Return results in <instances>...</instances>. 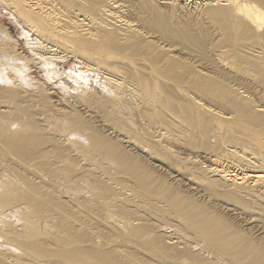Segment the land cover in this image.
Returning a JSON list of instances; mask_svg holds the SVG:
<instances>
[{"label": "bare ground", "instance_id": "bare-ground-1", "mask_svg": "<svg viewBox=\"0 0 264 264\" xmlns=\"http://www.w3.org/2000/svg\"><path fill=\"white\" fill-rule=\"evenodd\" d=\"M0 6L44 65L49 50L101 72L108 105L102 133L77 102L55 114L65 136L20 73L0 90V214L21 222L0 215V264H264V0Z\"/></svg>", "mask_w": 264, "mask_h": 264}, {"label": "rangeland", "instance_id": "rangeland-1", "mask_svg": "<svg viewBox=\"0 0 264 264\" xmlns=\"http://www.w3.org/2000/svg\"><path fill=\"white\" fill-rule=\"evenodd\" d=\"M19 25L20 24L17 23L16 21H14V19L12 17H10V15L7 14V12H5L4 9L0 6V59L2 61V62L0 61L1 62L0 63V90L12 88V87H10V86H12V84H11L12 80H10V78L11 79L14 78V80H17V78L19 76L20 80L23 78L22 79L23 81L24 80L28 81V82L26 81L27 84L25 81H24L25 84L22 83L23 81H20V83H18L19 82V78H18L17 84H19L21 86L24 84L22 87L19 86L22 89V91H24L25 93H29V95L30 94L35 95L37 93L35 95V97H33V96L30 97V103H29V105H30L29 109L32 113H34L33 115L35 116V119L37 118L38 120L42 119L41 121H43V119H44V121L45 120H48L49 122L51 121L52 124H54V127L56 129H58V130L60 129L59 131L62 133V135L66 136V133L68 132L67 136H68V134H69V136H71V135L73 136V134H74L73 131H66V132L64 131V129L67 130L66 127H64L65 121L63 119H60L59 121H57L56 123L59 122L61 125L60 126V125L55 124V120H56L55 118L57 117L56 115H58V113H60V112L62 114L65 113L66 111H67L66 112L67 114L71 113L70 110L73 109V106H71V105L73 103L77 102V105L74 108L77 110H81V112H85L83 114V116L91 121L92 127H94L97 131L102 133L101 128L99 127L100 123L97 122L96 119L97 120L100 119L102 121V119L100 117H103V116L101 115L100 112L106 110L108 107V105H104L101 103V101L107 96L105 94L107 92V90L105 89V87L103 85V82H104L103 76L104 75H102L101 72H97V71L92 72L91 70L85 71V74L84 73L80 74L78 72V70H80L81 68L78 69L80 66L78 63L74 62L75 60L73 58L62 55V54L53 55V52H51L49 50H47L48 54L47 53L44 54L43 57H45V58L47 57L48 59L50 58L51 60L45 59V60H47V65H44V62H42V60H38L37 59L38 57H36V55L34 54L33 48L35 47V36H34L33 32L30 33V31L24 25H20V26ZM43 48H44L43 52H46L44 44H43ZM12 54L15 57H13ZM52 57L55 60H53ZM8 58L9 59L11 58L10 61L11 62L13 61L12 63H14V64H16L18 62V63H21L23 65L17 64L18 67H16L17 65L10 63ZM52 60L57 62L56 65ZM7 61H9V62H7ZM50 62H52V63L50 64ZM5 64L7 65V67ZM8 65L10 68L8 67ZM19 65L23 66L20 68H22V69L24 68V70H21L19 68ZM49 66H50V68H47ZM11 67H12V70H11ZM13 67L16 68L17 70L18 69L19 70L18 71L16 69L14 70ZM55 67H57V68H55ZM3 68H6V69H3ZM46 68H47V70H46ZM25 69H26V71H25ZM51 69H52V71L50 72ZM13 71H15V72H13ZM29 71H30V75L28 73ZM47 71H49V72H47ZM81 71L84 72L83 70H81ZM17 72L20 73V75L17 76ZM12 73H13V78L11 77ZM14 73L16 74V77L14 76L15 75ZM22 73H25V74H22ZM6 74H8V75H6ZM26 74H27V76L29 75V78L25 77ZM4 77H7V78H4ZM79 77L84 78V80H86V84H85L84 93L82 92L81 93L82 95L81 96L79 95L77 97V93H79V91H78L77 85L75 84L74 81H76L75 79L76 78L78 79ZM8 78H9V80H7ZM4 79H6V81ZM7 81L9 83L10 82L11 83L9 84ZM1 83H3V84L6 83V85L4 84L5 87L3 86V84L1 85ZM24 88H26V89L24 90ZM35 88L36 89L40 88V89H38L36 91ZM102 90H104L105 92ZM35 91H36V93H35ZM42 91H44V92H42ZM76 91H78V92H76ZM38 92L43 93L42 98H40L41 96L40 97L38 96ZM40 93H39V95H40ZM103 94L106 96L104 97ZM44 103L47 104V107H45ZM36 104H37V106H36ZM33 106L36 108H34ZM31 107H32V110L35 109L34 111H36L37 115L35 114L34 111L31 110ZM69 107L72 109H70ZM62 109L65 111H62ZM44 112H47V114ZM52 114H54V115H52ZM41 117H43V118H41ZM44 117H47V119H45ZM56 129H54V131H56ZM43 173L45 174V172H43ZM60 173L63 174L64 172L58 171V172H56L57 175L54 174V176L56 175L58 177V179L62 180V178L65 176L61 175ZM44 174L40 175L41 179H42V177H44V179L46 178L47 181L52 180L51 178L53 175H51V177H50V175H48L49 177H46L47 175L45 176ZM64 174H66V173H64ZM3 177H5V176H3ZM57 177H55L53 179L56 180ZM44 179H42L41 181H43ZM46 180H45V182H47ZM39 181H40V179H39ZM71 183H73V184H71ZM67 184H68V186L65 185V187H63V186L61 187L62 188L61 191L64 192L65 191L64 188L68 189L71 187V191L69 189L66 190V192H68L67 193L68 195H65V196H68V198H70V196L73 195V194H71L73 192L72 190L75 191L73 193H76L75 195H73V198H74V196H77V198H78L79 195H81L83 197V195L86 194L85 193L86 192L85 187L83 185H80V184H82L81 182H78V181L73 182V180H70V182L68 181ZM69 185H70V187H69ZM75 186H77L78 188L77 187L75 188ZM82 187L84 189H81ZM79 189H80V191H79ZM82 190L83 191L85 190V192H83ZM81 196H79L80 199L79 198L77 199L76 197H75L76 199L72 198L73 199L72 203H74V204H77L78 202L83 203L84 201L88 200L86 198L87 197L86 195H85L86 197H84V198H81ZM2 212H3V214L7 220H9L11 223L15 222L17 225V226L15 225V226L20 227V224H21V222L19 223L20 217H17V219L14 217V219H13L12 216L10 217L7 214V211L6 212L2 211ZM2 212H1V214H2ZM19 214H21V212ZM15 219H16V221H15ZM13 223H12V225L15 224V223L14 224ZM2 250H5V248H2Z\"/></svg>", "mask_w": 264, "mask_h": 264}]
</instances>
